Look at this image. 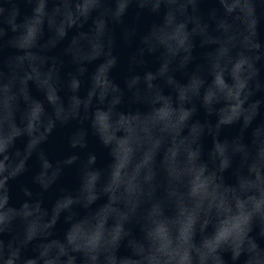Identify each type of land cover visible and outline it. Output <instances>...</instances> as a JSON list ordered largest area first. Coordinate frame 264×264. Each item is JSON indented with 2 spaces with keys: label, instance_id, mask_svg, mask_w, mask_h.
Returning a JSON list of instances; mask_svg holds the SVG:
<instances>
[{
  "label": "clouds",
  "instance_id": "1",
  "mask_svg": "<svg viewBox=\"0 0 264 264\" xmlns=\"http://www.w3.org/2000/svg\"><path fill=\"white\" fill-rule=\"evenodd\" d=\"M258 4L260 6L261 9V16L264 17V0H258ZM6 221L3 217H0V224H5ZM16 253V249L9 245L7 248H5L2 245V242H0V257H2L3 259H7L9 254L15 255Z\"/></svg>",
  "mask_w": 264,
  "mask_h": 264
}]
</instances>
